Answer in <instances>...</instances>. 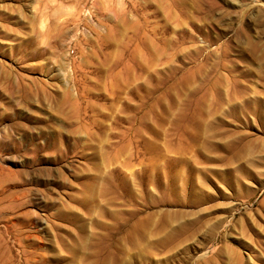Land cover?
Masks as SVG:
<instances>
[{
    "label": "rangeland",
    "instance_id": "374dc122",
    "mask_svg": "<svg viewBox=\"0 0 264 264\" xmlns=\"http://www.w3.org/2000/svg\"><path fill=\"white\" fill-rule=\"evenodd\" d=\"M168 4L0 0V264H264V0Z\"/></svg>",
    "mask_w": 264,
    "mask_h": 264
},
{
    "label": "bare ground",
    "instance_id": "6f19581e",
    "mask_svg": "<svg viewBox=\"0 0 264 264\" xmlns=\"http://www.w3.org/2000/svg\"><path fill=\"white\" fill-rule=\"evenodd\" d=\"M205 2H206V0H204ZM208 2V1H207ZM183 3V0H171V4H168V10H170L171 8H170V6H174L175 8L177 7V6H179L178 4H182ZM209 3V5H212L211 3H213L212 1H210V2H208ZM247 7V6H246ZM185 8H182V11L184 10ZM185 11V10H184ZM208 13H210V12H208ZM207 17V16H206ZM239 21V20H238ZM206 22V21H205ZM210 28V27H209ZM212 31V30H211ZM210 33V32H209ZM205 36V35H204ZM192 37V36H191ZM208 37V36H207ZM205 38H206V36H205ZM193 39V38H192ZM203 40V39H202ZM213 41V40H212ZM202 43H204L205 44V41L203 40L202 41ZM209 47V46H208ZM198 49V48H197ZM199 50H201L200 48H199ZM206 52V51H205ZM9 209V207L8 206H3V208L1 209V211L3 212V211H7ZM2 263V262H1Z\"/></svg>",
    "mask_w": 264,
    "mask_h": 264
}]
</instances>
